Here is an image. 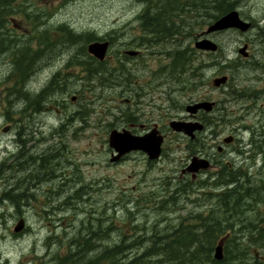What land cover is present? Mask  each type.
<instances>
[{
  "label": "rangeland",
  "instance_id": "1",
  "mask_svg": "<svg viewBox=\"0 0 264 264\" xmlns=\"http://www.w3.org/2000/svg\"><path fill=\"white\" fill-rule=\"evenodd\" d=\"M156 1L14 2V6L19 4L22 11L33 15L32 18H25L23 12L10 15L8 26L16 38L31 45L33 52L38 41L28 39L36 29L41 37L53 36L57 44L48 45L23 71L18 70L15 60L19 56L16 46L0 56V264H49L53 256L68 252L69 244L77 239L80 229L95 228L96 218L102 219L103 229L110 226L103 242L94 240L99 249L101 242L102 245L107 241L112 244L119 241L123 233H134L130 230L133 225L141 230L137 234L150 237L191 220L187 216L194 218L203 214L208 219L210 206H219L217 197H212L211 193L214 195L223 188L217 181L219 163L232 165L229 167L234 169L246 163L244 156L233 149L242 146L240 137L251 134L246 126L264 122V98L258 101L262 110H258L259 106L254 110L243 109L250 105L248 100L229 99L225 91L212 86L211 80L217 75H230L233 85L236 84L234 90L252 89L254 85L264 89V84L257 81L258 75L264 74V0H229L240 17L250 22L247 31L228 29L206 35L213 19L204 12L211 10H193L194 18L187 13L180 21L182 25H177L181 32L171 38L163 34L146 50L147 46L140 45L143 38L138 17L145 5ZM36 19L37 26H34ZM61 26L68 27L79 39L65 40V33L58 30ZM103 37L113 39L103 70L95 77L77 75L76 59H82L78 53L89 41ZM202 37L218 43L217 55L195 49V41ZM244 44L249 54L247 58L237 52ZM176 47L191 50L194 59L193 66L184 69L182 75H176L180 68L173 66ZM138 48H143V57L123 59L125 49ZM127 68L132 71L130 75H125ZM110 73L115 75L114 80ZM55 75H58L56 83L39 105L35 104V109L29 102ZM202 98L216 105L213 111L200 113L197 122L204 125V130L198 134L199 141L191 143L183 134H175L169 122L177 113L185 116L184 108L176 111L174 107ZM131 115L140 116L138 122H144L146 117L149 121L155 119L160 124L161 135L167 132L159 159L149 160L143 152H131L124 159L111 160L109 133L113 129H128L126 120ZM220 117L224 123H220ZM229 135L238 139L233 145L224 146L223 139ZM217 146L223 148L221 152ZM199 154L216 158L219 163L210 173H204V179L211 176L205 183H190L188 188L182 189L177 176L179 168L187 158L190 160L191 156ZM263 163L264 150L256 155L254 164L243 166L245 170L249 166V173L247 177L241 176L240 182L249 180L255 184L263 179ZM214 180L216 187L212 185ZM78 189L81 198H68ZM203 192L211 193L201 195ZM248 202L250 205L244 206L247 208L242 214H227L226 224L232 225L229 230L243 240L241 229L246 222L264 225V203ZM213 212L214 216H220L216 210ZM21 218L24 227L16 232L14 226ZM142 242L126 250V258L143 252L147 243ZM252 255L245 261H252ZM231 258L224 264H246Z\"/></svg>",
  "mask_w": 264,
  "mask_h": 264
},
{
  "label": "trees",
  "instance_id": "2",
  "mask_svg": "<svg viewBox=\"0 0 264 264\" xmlns=\"http://www.w3.org/2000/svg\"><path fill=\"white\" fill-rule=\"evenodd\" d=\"M14 2H16V0H0V56L10 49V47L16 46L15 51H18L17 56H19L15 60L17 61L18 70L23 71L26 70V66H28L29 62L34 61L38 54L46 49L48 45L57 43L53 42V36L48 37L47 35H44V37H41L36 29L32 30L31 32L33 36L28 40L38 41L37 48L32 52L31 45H26V42H21V38H16L14 36L15 33L12 32V28L9 29L8 26L10 15L18 14L19 12H23L25 18H32L33 15L22 11L23 7L19 4L14 6ZM233 4L230 3L229 0H185L183 3L182 0H158L151 5H145L143 9L144 12L142 11L140 17H138L141 20L140 24H142L141 27L143 32L145 31L144 33L142 32V38L144 40L155 41L159 40V37L162 38L163 34L166 35L165 38H168V36L171 38L175 33L181 32L180 27H177V25H182V17L185 14L189 13L192 19L194 18V15L191 14L193 13V10L209 9L211 12L205 11V16L215 20L232 10ZM210 13L213 14L211 15ZM196 16L197 15H195V17ZM213 20H211V22ZM33 24L34 26H37V19ZM58 30L59 32L65 33L64 37L66 36L65 39L67 40L73 41L74 38L78 39L68 27L61 26ZM218 51H220V48L217 52L208 53L215 56ZM172 61L174 67L178 68L179 66L180 68V72H177L176 75H182L184 69L193 66L192 63L194 62V59L192 58L191 50H181L179 47H176L172 55ZM84 62L86 63V61ZM99 62H103L102 64H104V61ZM20 66L22 67L20 68ZM57 77L58 75H55L48 86L33 97L29 104L33 105L36 109L35 104L37 103L39 105L45 94H49L50 89L56 83ZM112 77L114 80L115 75H112ZM222 173L224 175H222ZM239 173L240 172H237L234 168L225 169V167H222L217 172V179H219L217 181L222 184V191H218L214 195L211 192L201 193V195L209 196L211 193L212 197H217L219 203V206H210L208 211H212V213L210 212L207 216L208 219L204 218L203 214L200 217H197V220L193 219V216H187V218H191L192 220L181 222L172 227L166 233H154L150 237H147L145 234H137L141 230L138 225H133L130 230L134 231V233L130 235L123 233L119 241L112 244L107 241L108 243L105 246L101 243L105 240L104 235H107L105 230L110 228V226L103 230L104 225H101L102 219L97 218L98 220L96 219L97 225L95 228L91 227L89 231L88 229L82 231L84 228L80 229L77 233V239L80 242L75 238L72 239V244L70 243L68 252L65 255L53 256L49 264H186L187 262L199 264L203 263L204 260L207 262L203 264H224L230 256H232L230 260L239 259L240 262L246 264H264V225L252 221L246 222L241 229L245 237V240H243L240 237H236L237 235L235 234V231L229 230L232 225L226 224L228 212L239 215L242 214L247 208L244 206H246L247 203L249 204V200L264 203V177L255 184L250 181L244 182L243 180L240 182L241 176H247L246 174L242 173V175H240ZM214 181L212 182V185L215 184ZM183 192L187 193V190H183ZM68 198H81L80 190H76L75 194ZM214 210H216V213L220 216H214ZM220 210H223L224 214L221 215ZM240 223H243V221L240 220ZM97 230H99V232H97ZM103 231H105V234ZM88 237L91 238L89 239ZM143 237H146L145 241L143 240ZM221 237H225L224 257L222 260L217 261L212 257V252L217 241ZM95 239L102 241L99 244L101 249H99L95 242L93 243ZM141 242L142 244L147 243L143 252L138 253L131 259L126 258V250L132 246L139 245ZM94 248L96 250H94ZM76 252L78 254H76ZM250 254H253L252 261H245L246 257Z\"/></svg>",
  "mask_w": 264,
  "mask_h": 264
},
{
  "label": "flooded vegetation",
  "instance_id": "3",
  "mask_svg": "<svg viewBox=\"0 0 264 264\" xmlns=\"http://www.w3.org/2000/svg\"><path fill=\"white\" fill-rule=\"evenodd\" d=\"M141 31H143L142 27H141ZM142 36H143V34H142ZM106 40L109 42V48H108V52H109V51H111L113 42L109 38L103 37L102 41H106ZM142 41H140V45H142V47L147 46L146 50H148V48H149L148 46H152V42H153L152 40L144 41V39H143ZM90 42L91 41H89L85 45V48L83 51L78 53V54H81L82 59H76V62L78 64V70H79L77 75L83 74L86 76L91 75V77H95L98 74H100V72L103 70V67L106 65L105 62H107V60H108L107 55H106V59L102 60V61H104V64H102L103 62H99V60L97 58H95L93 55H91L87 50V45ZM142 49L138 48L135 50H133V49L132 50L131 49L130 50L129 49L124 50L122 57H123V59H134V58L138 59V58L144 56V50H142ZM127 51H133L136 53L131 55V54H128ZM150 53L152 54L153 52L151 51ZM84 58L86 59V60H84V61H86V63L83 61ZM119 60H121V59H119ZM121 61H123V60H121ZM114 70L115 69L113 68L112 74L115 72ZM127 70H128V73H125V75H130L132 71H129L130 70L129 68H127ZM112 74L110 73V75H112ZM221 76H224V75H221ZM257 81L262 82V85H263L264 84V74L258 75ZM233 86H236V84L233 85V81H232L230 75H228L226 82L222 86H220L218 89L225 91V94L227 95V97L229 99L231 98L233 101H241L242 102V101L248 100V103L250 105L248 107H242L243 109H246V108L251 109V110L256 109V106H259V104H258L259 99L262 100L264 98L263 87L260 88L256 85H254V86H251L252 89H243V88L236 89L235 88L236 90H234ZM148 92H149V89H148ZM140 94L142 95L143 92L142 93L140 92ZM145 94H146V92H144V95ZM136 95H138V93H136ZM204 99H206V98H202L198 101H201ZM194 102H196V101H194ZM191 103H193V102H191ZM189 104L190 103L188 102L185 105L184 104L183 105H177L176 107H174V105H172V103H171L172 107H174L176 111H178L179 108L185 109V116H184V114L180 116L177 113L176 115H174L172 117V120L181 121V122H194V121H197V119L199 120V116H200V113L202 111L199 110L194 115L188 113L186 109H187V106ZM258 110H262V108H260V106H259ZM139 119H141L140 116L138 117V116L131 115L130 119L126 120V122H127L126 124H128V129L130 130V132L132 134L144 135L145 133L149 132L153 128H157L159 130V132L162 133V130L160 128V124L155 119H152L151 121H149L146 117V118H144V122H138ZM223 120H224L223 117H220V123H224L225 121L223 122ZM166 125L168 126V124H166ZM259 125L254 126V127L246 126L245 129L250 128L251 134L249 135V137H244V138L240 137L239 143L242 144V146H239L238 148L233 149L234 151L236 150V152L239 155L244 156V158L247 161V162L245 161L246 162L245 164H242L240 166L241 168L239 167L238 169H236V171H239L240 173H243V172H244L243 174L249 173L248 166L246 168L248 170H245L243 166L248 165V164H252V162L254 164L255 158H253V157H256L257 154H261L263 152L262 150H264V123L259 124ZM203 127H204V125H203ZM203 130H204V128L200 131H196L194 136H188L181 131H175L176 132L175 134H183V136L188 140V142L190 141L191 143H196L200 139V136L198 134L200 132H202ZM166 135H167V132L162 135L163 141L165 140ZM227 137L230 138V141L224 142V146L233 145L236 142V140L238 139L237 137H234L232 135H229ZM162 145H163V143H162ZM203 148H204V146H203ZM217 148H218L219 152H221L223 149L221 146H217ZM261 148H262V150H261ZM162 149H163V147H162ZM134 152L139 153L141 151H134ZM244 153H248V154L245 155ZM126 156L127 155L123 156L121 159H124ZM195 156L196 155L191 156L190 160H189V158H187L185 160V162L183 163V165L181 166V168H179V173L177 174V176H178V181L181 182L183 185L182 189L188 188L189 187L188 184H190V183H193L194 185L201 184L200 182H202V181L205 183V181H207L211 176H209V178H207V179H204L203 178L204 173H210L211 169L216 168L218 163H219V162H216L217 161L216 158L210 159V156L199 154L200 157L199 156H196V157L199 159H203V160L205 159L208 162V167L206 169H201L195 173H192V172H189L187 170V168L191 164L192 158H194ZM201 156H204L207 158H204ZM188 161H189V163H187ZM213 161L215 164H213ZM219 164H220L219 165L220 169L222 167H225V169L226 168H232V167H229L232 165H226L225 163L221 164V162Z\"/></svg>",
  "mask_w": 264,
  "mask_h": 264
},
{
  "label": "water",
  "instance_id": "4",
  "mask_svg": "<svg viewBox=\"0 0 264 264\" xmlns=\"http://www.w3.org/2000/svg\"><path fill=\"white\" fill-rule=\"evenodd\" d=\"M239 29L240 31H247L250 28V22L243 20L239 12L233 9L226 14L219 17L213 23H211L206 29L205 33H213L224 31L228 29ZM195 47L200 50L205 51H216L218 45L216 42L212 41L208 37L201 38L194 43ZM109 42L108 41H93L88 44L87 50L90 54L95 56L99 60H103L107 50ZM247 45L244 44L238 49V53L242 56H248ZM128 54H135L136 52L127 51ZM227 76L216 77L212 80L213 86L219 87L221 84L225 83ZM214 102L201 101L187 106V111L191 114H195L198 110L202 109L209 112L213 109ZM170 126L173 130L183 131L189 136H193L194 131L200 130L203 126L199 122H181V121H171ZM225 142H229L230 138H225ZM163 142V136L160 134L157 128L151 129L144 135H134L130 130L123 128L122 130L113 129L110 131L108 136L109 147L113 150L111 154V160L116 161L120 159L123 155L130 153L132 151L140 150L143 151L148 159L154 160L160 157L161 144ZM208 167V162L203 159H199L196 156L192 158L191 164L188 166L187 170L189 172L195 173L198 170L206 169ZM24 227L23 219H20L18 223L14 226L16 232L22 230ZM224 241L225 237L218 240L214 248V258L216 260H222L224 257Z\"/></svg>",
  "mask_w": 264,
  "mask_h": 264
},
{
  "label": "bare ground",
  "instance_id": "5",
  "mask_svg": "<svg viewBox=\"0 0 264 264\" xmlns=\"http://www.w3.org/2000/svg\"><path fill=\"white\" fill-rule=\"evenodd\" d=\"M140 4H141V3H140ZM143 12H144V11H143ZM262 15H263V14H262ZM139 17H140V15H139ZM139 20H140V19H139ZM255 24H256V23H255ZM140 25H142V24H140ZM150 28H151V27H150ZM144 30H146V29H144ZM262 30H263V29L261 28V31H262ZM142 32H143V31H142ZM144 32H145V31H144ZM144 32H143V33H144ZM263 32H264V31H263ZM146 33H147V32H146ZM111 34H112V33H111ZM157 34H158V33H157ZM161 34H162V33H161ZM79 35H80V34H79ZM116 35H117V34H116ZM148 35H149V34H148ZM72 36H73V34H72ZM92 36H93V34H92ZM162 36H163V35H162ZM65 37H66V36H65ZM119 37H120V36H119ZM124 37H125V36H124ZM142 37H143V36H142ZM149 37H150V36H149ZM70 38H71V37H70ZM72 38H74V37H72ZM137 38H138V37H137ZM139 38H140V37H139ZM151 38H152V37H151ZM159 38H160V37H159ZM168 38H169V36H168ZM74 39H75V40H74ZM74 39H73V41H76V38H74ZM78 39H79V38H78ZM78 39H77V40H78ZM119 39H120V38H119ZM121 39H122V38H121ZM65 40H67V39H65ZM110 40H113V39H110ZM123 40H124V39H123ZM123 40H122V41H123ZM132 40H133V39H132ZM145 40H146V39H145ZM145 40H144V41H145ZM67 42H69V41H67ZM137 42H138V41H137ZM142 42H143V41H142ZM77 43H78V42H77ZM69 44H71V43H69ZM72 44H73V43H72ZM75 44H76V43H75ZM159 44H160V43H159ZM173 44H174V43H173ZM132 45H133V44H132ZM136 45H137V44H136ZM156 45H157V44H156ZM134 46H135V45H134ZM175 46H176V45H175ZM179 47H180V46H179ZM132 48H133V47H132ZM134 48H135V47H134ZM139 48H140V46H139ZM125 50H127V49H125ZM129 50H130V49H129ZM131 50H132V49H131ZM257 62H258V61H257ZM29 66H30V65H29ZM29 66H28V67H29ZM30 69H31V68H30ZM19 71H20V70H19ZM106 74H107V73H106ZM106 74H105V75H106ZM22 76H23V75H22ZM24 80H25V79H24ZM67 82H68V81H67ZM60 85H61V84H60ZM59 87H60V86H59ZM46 96H47V95H46ZM20 97H21V96H20ZM24 97H26V95H24ZM24 97H23V98H24ZM21 100H22V99H21ZM52 100H53V99H52ZM46 101H47V100H46ZM50 101H51V100H50ZM42 103H43V102H42ZM79 112H80V111H78L77 113H79ZM69 117H70V116H69ZM72 117H73V116H72ZM67 118H68V117H67ZM259 119H260V118H259ZM70 120H71V118H70ZM218 120H219V119H218ZM257 121H258V119H257ZM263 121H264V120H263ZM223 122H224V120H223ZM218 123H219V122H218ZM255 123H256V122H255ZM263 123H264V122H263ZM263 123H261V124H263ZM259 126H260V125H259ZM22 141H23V140H22ZM259 145H260V144H259ZM261 150H262V148H261ZM262 151H263V150H262ZM258 155H260V154H258ZM258 157H259V156H258ZM29 158H30V157H29ZM249 158H250V157H249ZM253 158H255V157H253ZM30 159H31V158H30ZM261 159H262V158H261ZM26 160H27V159H25L24 161H26ZM242 160H243V159H242ZM244 160H245V159H244ZM29 161H30V160H29ZM29 161H28V162H29ZM32 161H33V160H32ZM252 161H253V160H252ZM252 161H251V162H252ZM28 162H27V163H28ZM34 162H35V160H34ZM246 162H247V161H246ZM23 163H24V162H23ZM35 163H36V162H35ZM243 164H244V163H243ZM252 164H253V162H252ZM15 165H16V164H15ZM17 165H19V164H17ZM241 165H242V164H241ZM248 165H249V164H248ZM250 165H251V164H250ZM39 166H42V165H39ZM263 166H264V163H263ZM22 167H23V166H22ZM248 167H249V166H248ZM18 168H19V167H18ZM20 168H21V166H20ZM240 168H241V167H240ZM246 168H247V166H246ZM262 168H263V167H262ZM38 169H39V168H38ZM260 169H261V168H260ZM260 169H259V170H260ZM19 170H20V169H19ZM40 170H41V169H40ZM246 170H248V169H246ZM250 171H251V170H250ZM253 171H254V170H253ZM257 171H258V169H257ZM237 172H238V171H237ZM48 173H49V172H48ZM50 173H51V172H50ZM243 173H244V172H243ZM262 173H263V172H262ZM21 174H22V173H21ZM230 174H231V173H230ZM232 174H233V173H232ZM235 174H236V173H235ZM239 174L242 175V173H239ZM252 174H253V173H252ZM35 175H36V173H35ZM40 175H41V174H40ZM222 175H224V174L222 173ZM222 175H221V177H222ZM44 176H45V175H44ZM51 176H52V175H51ZM225 176H226V175H225ZM232 176H233V175H232ZM246 176H247V174H246ZM16 177H17V176H16ZM48 177H49V176H48ZM234 177H235V176H234ZM243 177H244V176H243ZM19 178H20V177H19ZM40 178H42V177H40ZM44 178H45V177H44ZM44 178H43V179H44ZM50 178H51V177H50ZM223 178H224V176H223ZM221 179H222V178H221ZM225 179H226V178H225ZM229 179H230V178H229ZM22 180H24V179H22ZM25 180H26V179H25ZM33 180H34V179H33ZM218 180H219V179H218ZM235 180H236V179H235ZM38 181H39V180H38ZM50 181H51V180H50ZM53 181H54V180H53ZM215 181H216V180H215ZM215 181H214V182H215ZM230 181H231V180H230ZM246 181H249V180H244V182H246ZM244 182H243V183H244ZM49 183H50V182H49ZM216 183H217V182H216ZM216 183H215V184H216ZM222 183H223V182H222ZM228 183H229V182H228ZM218 184H219V183H218ZM218 184H217V186H218ZM230 184H231V182H230ZM59 185H60V184H59ZM225 185H226V182H225ZM239 185H240V183H239ZM242 185H243V184H242ZM51 186H52V185H51ZM227 186H228V185H227ZM30 187H31V186H30ZM215 187H216V186H215ZM219 187H220V186H219ZM236 187H237V186H236ZM18 189H19V188H18ZM185 189H186V188H185ZM228 189H229V188H228ZM237 189H238V188H237ZM179 190H180V188H179ZM181 190H182V189H181ZM181 190H180V191H181ZM27 191H28V189H27ZM185 191H186V190H185ZM242 191H243V190H242ZM23 192H24V191H23ZM181 192H182V191H181ZM16 193H17V192H16ZM21 193H22V192H21ZM25 193H26V192H25ZM25 193H24V194H25ZM184 193H185V192H184ZM19 195H22V194H19ZM28 195H29V194H28ZM14 196H16V194H15ZM25 196H26V195H25ZM21 197H22V196H21ZM26 197H27V196H26ZM13 198H14V197H13ZM18 198H20V197L18 196ZM214 198H215V197H214ZM27 199H28V198H27ZM15 200H16V199H15ZM15 200H14V201H15ZM22 200H23V199H22ZM191 201H193V200H191ZM249 203H250V202H249ZM259 203H260V202H259ZM218 204H219V203H218ZM249 205H250V204H249ZM19 206H20V205H19ZM197 206H198V205H197ZM254 206H255V205H254ZM256 206H257V205H256ZM21 207H22V205H21ZM54 207H55V206H54ZM57 207H58V206H56V208H57ZM248 208H249V207H248ZM61 209H62V208H61ZM77 209H78V208H77ZM217 209H218V208H217ZM79 210H80V209H79ZM246 211H247V210H246ZM50 212H51V211H50ZM211 213H212V211H211ZM196 217H197V216H196ZM196 217H195V220H197ZM96 219H97V218H96ZM98 219H99V218H98ZM98 219H97V220H98ZM193 219H194V218H193ZM234 219H235V218H234ZM236 219H237V218H236ZM94 220H95V219H94ZM106 220H107V219H106ZM191 220H192V219H191ZM92 221H93V219H92ZM189 221H190V220H189ZM231 221H233V220H231ZM85 223H86V222H85ZM103 223H104V222H103ZM105 223H106V222H105ZM195 223H196V222H195ZM235 223H236V222H235ZM90 224H91V223H90ZM93 225H94V224H93ZM101 225H102V223H101ZM81 226H82V225H81ZM83 227H84V226H83ZM80 228H81V227H80ZM88 228H89V227H88ZM99 228H100V226H99ZM105 228H106V227H105ZM85 229H86V228H85ZM101 229H102V228H101ZM101 229H100V230H101ZM82 230H83V229H82ZM92 230H93V229H92ZM103 230H104V229H103ZM88 231H89V230H88ZM101 231H102V230H101ZM105 231H106V230H105ZM105 231H103V232L105 233ZM78 232H79V231H78ZM91 232H92V231H91ZM97 232H99V230H97ZM111 232H112V231H111ZM76 233H77V232H76ZM93 233H94V232H93ZM80 234H81V232H80ZM85 234H87V233H85ZM95 234H96V233H95ZM102 234H103V233H102ZM109 234H110V232H109ZM78 235H79V234H78ZM91 235H92V233H91ZM107 235H108V234H107ZM73 236H74V235H73ZM91 237H92V236H91ZM91 237H90V238H91ZM95 237H96V236H95ZM50 238H51V237H50ZM88 238H89V237H88ZM90 238H89V239H90ZM101 238H102V237H101ZM101 238H100V239H101ZM104 238H105V235H104ZM108 238H109V236H108ZM54 239H55V238H54ZM70 239H71V238H70ZM86 239H87V238H86ZM77 240H78V239H77ZM102 240H104V239H102ZM73 241H74V240H73ZM96 241H98V240H96ZM68 242H69V241H68ZM79 242H80V241H79ZM77 243H78V242H77ZM81 243H82V242H81ZM93 243H94V241H93ZM71 244H72V243H71ZM89 244H90V243H89ZM99 244H100V243H99ZM69 245H70V244H69ZM79 245H80V243H79ZM81 245H82V244H81ZM85 245H86V244H85ZM93 245H94V244H93ZM96 245H97V244H96ZM113 245H114V244H113ZM105 246H106V245H105ZM107 246H108V245H107ZM87 247H88V246H87ZM112 247H113V246H112ZM113 248H114V247H113ZM85 249H86V248H85ZM107 249H108V247H107ZM107 249H106V250H107ZM68 250H69V248H68ZM80 250H81V249H80ZM94 250H96V249L94 248ZM110 250H111V249H110ZM76 251H77V250H76ZM81 251H82V250H81ZM85 251H86V250H85ZM79 252H80V251H79ZM99 252H100V251H99ZM74 253H75V252H74ZM74 253H73V254H74ZM96 253H98V252H96ZM69 254H70V253H69ZM76 254H78V253L76 252ZM89 254H90V253H89ZM89 254H88V255H89ZM83 255H84V254H83ZM81 256H82V255H81ZM83 257H84V256H83ZM55 260H56V259H55Z\"/></svg>",
  "mask_w": 264,
  "mask_h": 264
}]
</instances>
